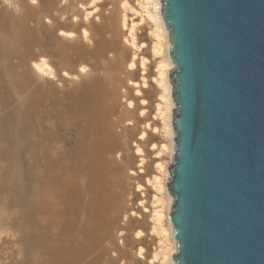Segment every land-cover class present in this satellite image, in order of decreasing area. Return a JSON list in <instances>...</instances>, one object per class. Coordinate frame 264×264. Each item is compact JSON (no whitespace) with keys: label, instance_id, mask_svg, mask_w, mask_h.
I'll use <instances>...</instances> for the list:
<instances>
[{"label":"bare ground","instance_id":"bare-ground-1","mask_svg":"<svg viewBox=\"0 0 264 264\" xmlns=\"http://www.w3.org/2000/svg\"><path fill=\"white\" fill-rule=\"evenodd\" d=\"M63 1L0 0V53L6 50L14 53L13 60H10V70L30 84L29 91L34 89L36 93H32L38 94L36 98L33 97L36 100L33 101L37 103L34 113H40L39 117L36 116V128H40L45 120L47 122L52 117L63 115L69 109L68 105L70 107V104L64 107L65 104L60 103L55 108V103L51 109L53 111H49V105H44L48 94L53 91V83L46 81L44 76L55 78L56 75L48 56L57 57L61 64L59 67L68 83H63L60 88L66 90V96L74 98L77 94L76 96L83 98V134L89 147L76 158H65L62 151L64 148L49 137L53 134L45 136L47 132L53 133L52 121H48L46 126L42 124L44 128H40L39 134L37 133L39 136L35 142V150L39 163L35 165V176L39 187L35 190L34 198L41 208L40 217L46 221L43 225L52 232L50 241L55 240V230L59 225L66 221L72 224L64 232L66 245L53 246V251L40 256L43 259L41 261L42 264H136L138 260H145L146 249L138 245L144 232L140 229L133 231L129 248L125 246L123 236L130 233L124 234V230H128L126 227L133 228L131 224L137 223L144 211L147 212L142 200L146 187L137 181V176L143 172L146 161L142 145L151 136L150 130L153 128V132L156 131L147 114L148 102L139 97L143 94L142 90L148 88L150 80L147 79L146 70L147 62L151 60L141 55L142 47L146 44L138 42L136 34L137 28L140 29L137 26L144 21V17L153 23L151 38H155L153 44L149 43L146 47L151 46L153 57H157L163 47L165 52L164 59L157 61L156 75L151 77L160 86L159 98L162 103L157 102L155 108L169 137V147L162 144L160 149L169 148L172 152L173 145L170 126L173 102L167 78L172 63L167 54L169 42L159 12L160 0L137 2V6L143 11L137 22L127 15L128 10L135 14L138 12L130 6L128 0H70V6ZM102 4L112 6L104 12L105 9L100 8ZM45 33H49V47L44 40ZM161 35L164 42H161ZM19 36L25 38L23 43H20ZM136 71L138 78L134 79ZM64 85L68 88L65 89L67 86ZM65 93L62 92L64 95ZM138 98L139 105L135 101ZM33 101L30 100V104L33 105ZM132 152L135 158L133 164L127 159ZM154 168L163 175L166 187V164L159 161L154 164ZM159 176L154 174L146 180L152 179L158 190L164 187L159 185L162 178ZM136 193L141 197L137 203L133 201ZM166 194L168 219L172 199L168 192ZM154 198L155 203L162 205L163 200L159 196L154 195ZM157 207L151 211V227H158L166 234V229L161 225L164 214ZM84 222L86 224L81 228ZM168 228L169 234H172L169 221ZM0 245L2 249V244ZM4 251L11 254L9 248ZM163 251L160 254V264H174L171 259L175 252L174 241L168 252H165L166 249ZM0 252L3 253V249ZM160 252L152 253L147 258V263L153 264Z\"/></svg>","mask_w":264,"mask_h":264},{"label":"water","instance_id":"water-1","mask_svg":"<svg viewBox=\"0 0 264 264\" xmlns=\"http://www.w3.org/2000/svg\"><path fill=\"white\" fill-rule=\"evenodd\" d=\"M159 12L172 63L171 259L264 264V0H160Z\"/></svg>","mask_w":264,"mask_h":264},{"label":"rangeland","instance_id":"rangeland-1","mask_svg":"<svg viewBox=\"0 0 264 264\" xmlns=\"http://www.w3.org/2000/svg\"><path fill=\"white\" fill-rule=\"evenodd\" d=\"M127 2L135 10H138L136 14L134 13V11L128 10L129 11V12L127 11L128 17L130 18L132 17V20L135 22L139 21L140 18L139 15L140 13L143 14V11L140 9V7L137 6L136 3L137 2L142 3V1L128 0ZM103 6H101L100 8L101 9L104 8L105 9L104 12H105L106 9L110 8L112 5L106 4ZM144 18L145 19L144 21L141 22L140 26L139 25L137 26L140 27V29L137 28L136 30L138 32V33L136 32L138 37L137 41L141 43L143 42L146 45H148L149 43L150 45H152L153 42L155 41V38L153 36L151 38L152 35L151 31H153L152 29L153 23L149 21L147 17ZM13 37H17V36L13 35ZM160 37L162 42L163 41L162 35ZM48 38H49V33H45L44 40L46 42V46L48 45L47 47H49L47 41L49 40ZM18 39H21V41L19 40L20 43H23L25 40V38H21V36H19ZM146 45L144 46V48L142 47L141 55L145 56L146 58H150L148 60H151L149 61V63L147 62V70H146L148 74L146 75L147 79L150 80H148V88H144L142 90L143 94L139 97L144 98L148 102L147 114L148 117H150L151 126L156 127V131L153 132L152 130L153 128H152L151 129L152 131L150 130L151 136H149V138L146 139V143L142 145V149L144 150L146 156L145 164L147 165L144 164L143 172L137 176V181H139L143 186L146 187L145 197L142 200H143L144 208L147 209V212L144 211L145 212L144 213L145 216H144L142 214L143 213L142 211L143 209H142L141 210L142 213L140 212V215H143V217L138 218L137 223L133 222L134 224L133 223L131 224V227L133 228H128L127 226L126 228L129 231L125 229L126 231L124 230V234L130 232L129 233L130 235L125 234L124 236L126 237L123 236L124 244L127 248H129L130 239H131L130 237L133 235V231L140 229L141 231L144 232V233L142 232L144 235L141 236L139 242L140 244L138 243V245H141L144 249H146L145 260L144 259H142L143 261L138 260L136 264H148L147 261L152 256V253L160 252V250L165 251V249H166L165 252H168L173 242L172 234H169L168 232L169 228H168V219L166 214L167 191L164 185L165 179L163 178V175H161V172L155 170L154 168V164L159 161L164 165L166 164L167 167L171 159L170 158L171 152L169 148L168 149L162 148L163 150L160 149L162 144L164 145L167 144L166 146L169 147V137L165 133V130L163 128V122L161 121L162 118L159 114H157L155 108V104L157 102L162 103L161 99L159 98V95L161 93L160 86H157V83L153 81L151 78L154 76V74L156 75V69H157L156 66L158 64L157 61L164 59L163 55L165 54V52H163L164 51V47H163L162 52L157 57H153L150 49L151 46L146 47ZM13 56L14 53L11 50L8 51L6 50L0 53V58H1L0 62H2L0 63V65L1 66L3 65L2 67L0 66V244H2V249H3V253H1L2 251L0 252V257H1L0 264H26V262L27 264H31V263L39 264V261L43 260L41 259V257H43L47 253V251L48 252L53 251L54 249L53 246L56 245L59 247L66 245L67 240L64 238V234H65L64 232H67L69 228L72 226V224L69 223L70 221H66L67 224L65 222L63 223L64 225L63 224L59 225L55 230V232L57 233L55 236V240L50 241V239H52L51 238L52 232L51 230H49V227L43 225L45 220H42V218L40 217L41 208L39 203L34 198L35 190L39 187L38 181L35 176L36 174L35 165L39 163V159L37 158L38 156L35 150V142L40 132L39 129L40 128L43 129L44 128L43 125L46 126V123H48V121L53 122L51 128L53 133L48 134L47 132L45 136L47 135L49 136L50 134L54 135V136L52 135L53 137L52 136L49 137H51L53 141L57 143V145L64 148V150L62 151L63 154L65 153L64 154L65 158L69 157L67 159H74L75 156L77 157V155H79L81 151L89 147V143L85 135L83 134V125L85 122V118L83 115V108H82L83 104L81 103L83 101V98L81 99L80 95L76 96L77 94H75L74 98L66 96L65 93L66 90H64V88L61 89L62 87L60 88V86H62L63 83L67 84L68 81H65L67 80V78H65L62 72H61L62 79H59L58 77V69L62 70V68L59 67L61 64L58 62L57 57L55 56L47 57L48 60L51 61V62L49 61L50 65L55 68L56 75L55 78L44 76V79L46 81L53 83V87H52L53 94H51L52 92L48 94L49 95L48 99L47 101H44V105L46 107L48 105L50 106L47 107L50 108V110L47 109L49 111H53L51 109L54 108V105H56L55 103H57V106H55V108L58 107L60 103L62 105L65 104L64 107L70 104V107L68 105L69 109H67L66 113H64L63 115L52 117L51 119L47 120V122L45 120L44 124L42 122L43 125L41 124L40 128L37 127L38 128L37 129L36 126L38 125L36 123L38 118L36 116L39 117L40 113L39 115H37L38 113L37 114L34 113L36 106L35 104L37 103L34 102L36 100H34L33 97L36 98L38 94L36 95L32 93L35 92L34 89H32V91H29V89L31 88L30 84L25 83V80H23L20 77L19 79L10 70L11 68L10 60H13ZM137 78H138V71H136L134 75V79ZM67 88L68 86L65 89ZM158 89L160 90V92H158ZM62 92L65 93V95L62 94ZM30 95L33 96L31 97ZM62 97L63 100H61ZM30 100L31 101L34 100L33 102H31L33 103V105L30 104ZM58 100L59 102H57ZM139 100L140 98L135 100L138 103V105L140 102ZM131 154L132 155H130L127 159L133 164L135 158L133 152ZM154 174L157 176L160 175L159 177H162L159 185L160 186L164 185V187L160 188L159 190L156 187H154V184L152 183V179L150 181H146L149 177L151 178L152 175ZM154 195L157 197L159 196V198L163 200L162 205L160 203L157 204L154 202L155 201ZM140 198L141 197L139 193L138 194L136 193L135 197H133V201L137 203V201ZM155 206L156 207L158 206L157 208H161L163 211L164 217L162 216L163 219L161 220V225L164 229H166L165 230L166 234L163 233L161 229L158 227H156V229H152L151 227L153 225V220L150 215H151V211L154 209ZM85 224H86L85 222L82 223L80 227L81 228L84 227ZM161 233H163V235ZM8 248L11 250V254H6V252L4 251V250H8ZM114 250L116 253V249ZM161 252L158 254V258L154 260L153 264H160V260L162 259L160 255ZM90 256L91 254L88 255L87 259ZM123 258L127 259V256H124ZM21 261H23V263ZM40 264H42V261Z\"/></svg>","mask_w":264,"mask_h":264}]
</instances>
